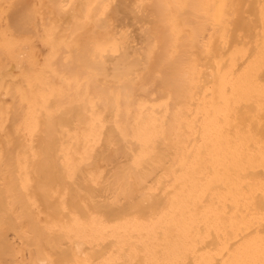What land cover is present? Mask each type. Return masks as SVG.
I'll use <instances>...</instances> for the list:
<instances>
[{
	"label": "bare ground",
	"instance_id": "1",
	"mask_svg": "<svg viewBox=\"0 0 264 264\" xmlns=\"http://www.w3.org/2000/svg\"><path fill=\"white\" fill-rule=\"evenodd\" d=\"M0 264H264V0H0Z\"/></svg>",
	"mask_w": 264,
	"mask_h": 264
}]
</instances>
